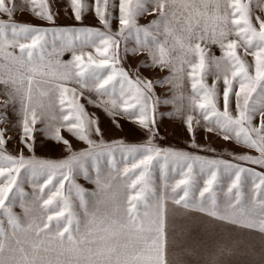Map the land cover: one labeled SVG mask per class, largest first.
I'll return each instance as SVG.
<instances>
[{
	"label": "snow or ice",
	"instance_id": "snow-or-ice-1",
	"mask_svg": "<svg viewBox=\"0 0 264 264\" xmlns=\"http://www.w3.org/2000/svg\"><path fill=\"white\" fill-rule=\"evenodd\" d=\"M22 3L39 19L55 23L47 0ZM70 3L77 21L92 7L81 0ZM114 7L110 0H94L95 15L106 31L44 28L16 22L12 18L23 7L15 0H0V14L9 17L8 21L0 20V85L4 96L0 109L11 106L18 117L21 144L31 153L9 154L5 131L0 130V214L10 229L6 230L0 220V264H188L185 257L195 250L191 244L192 212L203 214L207 224L223 229L212 238L207 264H231L226 257L247 250L250 242L246 237L253 232L260 234L262 244L256 264H264V173L239 163L160 149L152 143L158 108L173 104L174 112L159 114L183 118L189 131L194 122L200 123L197 117L202 118L207 131H216L224 140L259 153L232 154L234 160L264 168V19L256 17V27L248 5L241 0H119L120 27L113 33ZM153 13L157 18L150 24H138V17ZM49 34L53 41L59 39L73 49L71 61L53 64L45 60ZM132 35L138 47H125V54L146 51L151 64L142 62L141 66L168 69L170 75L155 82L139 75L133 79L119 66L120 38ZM74 41L82 47H94L99 59L90 52L75 54ZM202 43L219 45L223 53L220 58L211 57L217 69L222 64L224 67L222 111L217 106L215 83H204L209 53ZM17 48L18 54L13 51ZM240 48L243 55L237 51ZM177 49L183 54L180 67L171 57ZM188 55L194 59H187ZM248 55L254 58L252 64L244 58ZM185 64L191 69L187 77L192 89L186 115L183 105L176 104L183 101L182 94L169 99L154 91L166 84L179 87L174 81L185 72ZM78 89L94 93L97 99L89 98L88 102L113 117L117 126L116 116L132 119L146 130L148 141L140 145L105 142L98 120L78 102L83 95ZM57 101L59 114L50 115ZM257 117L259 124L253 123ZM6 120L7 112L0 111V123ZM38 123L42 126L37 127ZM62 129L88 147L73 151L61 135ZM37 132L63 144L67 157H37L36 148L43 146L37 144ZM93 135L100 139H92ZM192 147L200 146L193 143ZM114 151L127 154L126 166L122 172L116 169L115 175L105 176L100 160ZM88 161L95 169L94 179L86 167ZM169 164L179 169V179L169 177ZM157 167L162 186L154 180ZM81 174L96 185L88 199L86 190L75 182ZM117 177L122 180L117 182ZM26 181L37 190L30 202H26L28 194L23 190ZM73 192L78 203L70 198ZM18 198L23 218L12 211Z\"/></svg>",
	"mask_w": 264,
	"mask_h": 264
},
{
	"label": "rangeland",
	"instance_id": "rangeland-1",
	"mask_svg": "<svg viewBox=\"0 0 264 264\" xmlns=\"http://www.w3.org/2000/svg\"><path fill=\"white\" fill-rule=\"evenodd\" d=\"M82 3H87L92 6L87 12L82 14V20L77 21L75 19L70 0H47V3L50 6V9L54 15L55 23H51L47 20H41L36 17L29 8V5L23 4L22 0H15V3L18 7H23V11H17L13 20L21 23H29L34 26L44 27V28H52V27H91L99 29L100 31H106L104 26L101 24L99 19L95 15L94 11V0H81ZM111 4H114L115 7L112 10V19H111V29L112 32L115 33L119 30V0H110ZM242 4H247L250 10L251 18L256 27H258V23L255 18L260 17L264 19V0H241ZM156 14L153 13L151 15H143L137 18V22L140 25H148L151 23L153 19H156ZM0 20L8 21L9 17L7 15L0 14ZM48 41L46 46V51L44 53L45 60L52 61L53 64L56 61L61 63L71 61L73 58V49L66 48L62 42L57 39L53 41L51 35L49 34L46 37ZM23 42V41H22ZM171 43V41H170ZM75 54L79 55L81 52L91 53L94 59H99V54L96 52L94 47H82L79 41H74ZM202 47H206V50L209 53L208 60V71L205 75L204 83L208 86H211L215 83L216 90L219 95V99L217 101V106L220 110H223V89L225 87L223 83V75H224V67L221 65L220 69L216 68L215 63L211 60V57L220 58L223 53L219 47V45L208 44L205 46L203 43ZM131 50L133 48L138 47L136 43L135 35L128 36L126 39L120 38V56H121V64L133 79L136 78L137 75L140 77L146 78L148 80H152L153 82L162 79L165 76L170 75V71L165 69L161 71L156 67H142V62H146L148 65L151 64V59L148 56L146 51H140L136 55H133L131 51L125 54L124 49ZM17 54L19 53V49L13 50ZM238 53L243 55V49L240 48L237 50ZM183 55L179 49L173 51L171 53V57L173 59L174 64L177 67H180L179 57ZM187 59H194L191 55L186 57ZM249 64L254 62V58L251 55L244 57ZM85 62L87 61V56H85ZM185 72L179 73L178 76L180 79L174 81L175 84L180 85L179 87H173L170 84H166L163 87H156L154 89L157 96L162 98H173V96L183 95V101L177 100L176 104H182L184 107V114H188V103L189 97L192 94L191 89V80L187 77V71H191L187 64L184 65ZM230 75V73H229ZM219 77V79H217ZM69 87H74V84H68ZM238 88V85H236ZM3 86L0 85V100L4 99L2 95ZM83 91V95L78 98V102L84 105L85 111L89 114L90 117H94L98 120L99 127L103 134V139L105 142L111 144L113 141H123L125 144L132 145H140L145 144L149 136L146 130H143L138 124L134 123L132 119L126 118L124 116H116L115 120L118 121L114 123L113 117L109 116L105 113V111L96 107L93 104L88 102V99L91 98L93 100L97 99L94 93H90L87 90H79ZM71 98V97H69ZM46 100V98H45ZM232 109H235V98L232 97ZM67 111V108L65 109ZM0 111L7 112V120L4 123H0V130L5 131V138L7 143L5 145L6 151L14 156L19 155L21 152L25 156H30L31 153L27 151L26 148L21 144V129L17 123L18 117L13 112L11 106L8 109H0ZM174 112V105H161L156 114V123H155V136L153 137L152 143L159 147L160 149H173L180 150L184 152H188L192 155L204 156L208 158H215L230 161L232 163H239L242 167L253 169L257 173H264V168L260 167L256 164L247 163L244 161H238L233 159L232 154H248L251 156H259V153L254 149L242 147L241 145H237L233 140H224L221 135H218L216 131L209 132L205 127V121L202 118L197 117L200 120L199 124L193 123L192 131H189L187 124L184 119L173 115L171 117L167 115L161 116L159 113H167ZM51 114L58 115L59 114V105L58 101L56 106L52 109ZM235 115V112L233 111ZM55 123V121H53ZM253 123L259 124V117H257ZM39 123L37 127H41ZM37 137V144L43 145L42 147H37L35 151V155L39 158L43 159H51V160H61L67 157L68 152L65 151V146L63 144H57L54 141L45 139L39 132L34 133ZM61 135L64 136L65 139L69 140L72 145L73 151H80L88 147L83 141L78 140L76 137L71 135L65 129L61 130ZM10 138V139H8ZM92 139L99 140L100 137L93 135ZM193 143L199 145L200 147H192ZM215 149V151H204L202 149ZM126 153H121L120 151H114L112 156L105 155L100 160V166L105 176L109 173L112 175L116 174V169H119L121 172L123 168L126 166L125 157ZM111 161V163H110ZM92 162L88 161L86 163V167L89 170L90 175L95 178V169L91 166ZM196 169L194 168V171ZM23 171V170H22ZM179 169H174V166L169 164L168 166V174L169 177L175 176L176 179H179ZM122 180V177H117V182ZM154 180L156 184L163 185V181L160 179V170L157 167L154 170ZM81 187L86 190L85 196L88 199V194L96 191V185L89 180L84 179L81 174L76 178L75 181ZM251 182L249 181V184ZM67 185V182H65ZM23 190L28 194L25 197L26 202H30L33 199V194L37 191L30 181H26L23 184ZM159 190H163L162 187ZM67 194V192H66ZM170 194V193H169ZM74 202L75 201V192L71 194V197ZM12 211L21 216L23 218V209L20 207L19 198L17 203L12 208ZM77 211H80L77 209ZM191 216L193 218L194 225V234L193 239L191 241L192 247L195 249L191 251L185 259L188 261V264H207V261L212 256V238L218 236L223 232V229L218 228L216 225H209L206 223L207 218L203 217V214L198 212H192ZM0 220L4 221V227L6 230H10L7 225V220L0 214ZM248 239L249 247L247 250L237 251L233 254H230L226 257L227 260L231 261V264H256L260 260V249L262 247L261 237L259 233L253 232L246 237ZM202 241V243H201Z\"/></svg>",
	"mask_w": 264,
	"mask_h": 264
}]
</instances>
